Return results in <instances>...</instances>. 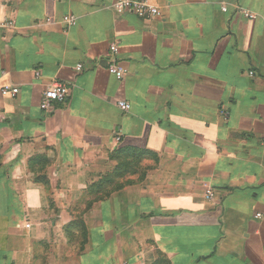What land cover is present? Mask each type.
<instances>
[{
  "label": "crops",
  "instance_id": "crops-1",
  "mask_svg": "<svg viewBox=\"0 0 264 264\" xmlns=\"http://www.w3.org/2000/svg\"><path fill=\"white\" fill-rule=\"evenodd\" d=\"M145 1L0 0V264H264V0Z\"/></svg>",
  "mask_w": 264,
  "mask_h": 264
},
{
  "label": "built area",
  "instance_id": "built-area-1",
  "mask_svg": "<svg viewBox=\"0 0 264 264\" xmlns=\"http://www.w3.org/2000/svg\"><path fill=\"white\" fill-rule=\"evenodd\" d=\"M113 10L117 14H125V13H131L140 17H159L160 12L156 7L151 6L147 1L145 0H115L113 4ZM227 9L225 7H222V12H226ZM242 14L250 19L255 20L256 17L248 12L243 11ZM46 22H49L47 20ZM62 23L67 28H72L76 25V18L74 16H65L62 19ZM2 27L5 28H14V24L12 21H8L3 24ZM109 53H110V59L111 62L108 65L107 71L109 75H111L115 80L118 82L122 81L124 77L128 74L127 68L119 65L116 62V58L119 55V49L116 43H112L109 46ZM82 69V65H77L76 70L80 71ZM250 76L253 75V72L249 73ZM35 77L38 79L39 73H35ZM19 88L16 86H10L5 85L0 89V96L2 97H11L14 98L18 95ZM69 95V90L67 86L59 81L53 80L49 83V85L46 87L44 92L42 93L39 108L43 112H49L53 108L54 103H63L66 101ZM116 106L124 113H127L130 111V105L123 100H119L116 103ZM226 116V115H225ZM118 140V139H117ZM203 197L207 201H211L215 198V193L208 187L205 186ZM264 215L257 214L255 218H262ZM127 264V263H124Z\"/></svg>",
  "mask_w": 264,
  "mask_h": 264
}]
</instances>
